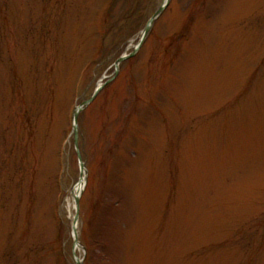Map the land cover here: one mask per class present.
<instances>
[{
    "label": "rangeland",
    "instance_id": "obj_1",
    "mask_svg": "<svg viewBox=\"0 0 264 264\" xmlns=\"http://www.w3.org/2000/svg\"><path fill=\"white\" fill-rule=\"evenodd\" d=\"M162 2L0 0V264H74L68 116L109 79L78 115L76 256L264 264V0H170L116 74Z\"/></svg>",
    "mask_w": 264,
    "mask_h": 264
},
{
    "label": "bare ground",
    "instance_id": "obj_2",
    "mask_svg": "<svg viewBox=\"0 0 264 264\" xmlns=\"http://www.w3.org/2000/svg\"><path fill=\"white\" fill-rule=\"evenodd\" d=\"M79 186H81L79 183L74 185L73 194L76 193V191L79 189Z\"/></svg>",
    "mask_w": 264,
    "mask_h": 264
},
{
    "label": "water",
    "instance_id": "obj_3",
    "mask_svg": "<svg viewBox=\"0 0 264 264\" xmlns=\"http://www.w3.org/2000/svg\"><path fill=\"white\" fill-rule=\"evenodd\" d=\"M76 115V114H75ZM74 131L76 132V126H74Z\"/></svg>",
    "mask_w": 264,
    "mask_h": 264
}]
</instances>
